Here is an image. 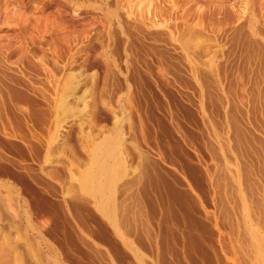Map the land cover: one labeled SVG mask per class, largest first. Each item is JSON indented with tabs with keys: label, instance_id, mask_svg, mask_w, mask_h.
<instances>
[{
	"label": "rangeland",
	"instance_id": "1",
	"mask_svg": "<svg viewBox=\"0 0 264 264\" xmlns=\"http://www.w3.org/2000/svg\"><path fill=\"white\" fill-rule=\"evenodd\" d=\"M0 264H264V0H0Z\"/></svg>",
	"mask_w": 264,
	"mask_h": 264
},
{
	"label": "bare ground",
	"instance_id": "2",
	"mask_svg": "<svg viewBox=\"0 0 264 264\" xmlns=\"http://www.w3.org/2000/svg\"><path fill=\"white\" fill-rule=\"evenodd\" d=\"M104 162V161H103ZM118 162V161H117ZM120 162V161H119ZM113 163V162H112ZM119 165V164H118ZM99 167V166H98ZM100 170V169H99ZM87 179V178H86ZM94 180V179H93ZM99 193V192H98ZM260 257V256H259Z\"/></svg>",
	"mask_w": 264,
	"mask_h": 264
}]
</instances>
